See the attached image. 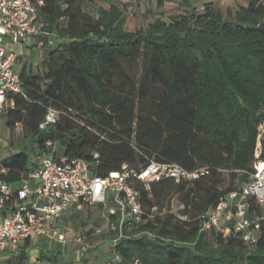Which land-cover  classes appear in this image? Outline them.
I'll return each instance as SVG.
<instances>
[{
	"label": "trees",
	"instance_id": "trees-1",
	"mask_svg": "<svg viewBox=\"0 0 264 264\" xmlns=\"http://www.w3.org/2000/svg\"><path fill=\"white\" fill-rule=\"evenodd\" d=\"M185 2V13L129 30L117 0H45L40 17L61 40L47 49L41 73L20 69L23 91L11 94L15 104L4 111L11 129L21 122L23 139L0 161V176L16 183L46 155L84 158L101 176L150 158L189 169L207 165L195 180L166 177L149 187L135 181L145 219L129 215L127 235L115 244L109 229L103 253L114 264H264V229L247 243L240 233L203 231L200 217L252 178L264 120V0H248L228 15L210 3L199 11ZM50 107L57 121L41 128ZM174 197L183 204L180 214L172 211ZM94 205H106L109 220H118L110 199ZM250 211L264 213L254 198ZM16 258L8 262L28 260L27 250ZM40 259L66 260L63 251L44 247Z\"/></svg>",
	"mask_w": 264,
	"mask_h": 264
},
{
	"label": "built area",
	"instance_id": "built-area-1",
	"mask_svg": "<svg viewBox=\"0 0 264 264\" xmlns=\"http://www.w3.org/2000/svg\"><path fill=\"white\" fill-rule=\"evenodd\" d=\"M44 1L0 0V111L15 104L11 94L23 91L17 66L20 53L15 45H29L31 40L37 39L43 46L42 37L50 34L45 21L40 17ZM58 40H61L60 37L49 39V45L55 46ZM57 118L58 110L50 107L39 125L46 128L55 123ZM17 125H21V122H17ZM258 129L252 178L239 188L229 191L217 205L201 214L203 231L216 229L225 234L240 233L247 243L259 239L264 229V213L252 214L250 203L254 198L264 211V158L261 156L264 120ZM209 170L207 165L189 169L177 162L150 158L144 165L136 167L124 163L121 170L101 176L94 173L84 158L61 162L52 155L42 156L38 165L27 171L26 176L16 183L0 176V264H46L40 259L33 262H8L9 258L3 253L17 250L27 240L37 238L47 242H69L63 230L65 214L74 206L100 202L107 204L109 199L112 202L110 212L118 213L117 221L109 220V229L115 232L112 238L115 244L127 235L125 229L129 215L133 217L132 222L145 219L143 202L135 181L140 180L149 187L152 182L166 177L177 182L195 180ZM1 171H7L6 167H2ZM72 241L80 246L77 248L78 255L85 254L89 249L87 232L73 237ZM63 264L76 263L66 259ZM132 264L143 262L135 259Z\"/></svg>",
	"mask_w": 264,
	"mask_h": 264
},
{
	"label": "rangeland",
	"instance_id": "rangeland-1",
	"mask_svg": "<svg viewBox=\"0 0 264 264\" xmlns=\"http://www.w3.org/2000/svg\"><path fill=\"white\" fill-rule=\"evenodd\" d=\"M118 3L125 8V14L127 17L126 28L134 30L141 26H147L156 17L160 16L162 19L170 20L171 16L185 13L189 7L185 0H168L163 7L157 6V0H117ZM199 11H203L207 4H212L215 8L221 9L225 15H228V11H236L239 6L246 5L248 0H190ZM86 8L93 14H96L97 6L93 2H88ZM67 19H62L61 24L66 25ZM57 34L54 31H50V34L44 35L42 40L44 45L42 46L39 41L31 40L30 44H16L15 49L21 54L18 60L19 69L26 66L32 73H41L43 66L41 61L46 56L47 49L54 47L49 45L48 40L51 38L57 39ZM23 139L22 124L15 126L11 129L7 124V116L5 111H0V161L6 157L18 152L19 142ZM30 150L33 149V145H30ZM35 160L39 162V158ZM230 182L229 176H225L222 186L228 185ZM183 207L182 202L174 197L172 200V211L180 214V209ZM64 227L63 230L69 237L67 243H57L61 249L67 252V257L71 259L75 257L74 253L70 251L73 247H80L75 245L72 241L73 237L90 231L89 235V249L85 255L87 261L90 259L97 250L102 247L108 249L110 242L109 232V214L107 213V206L99 207L98 205H86L81 207H72L63 218ZM98 222V223H97ZM100 229V231H97ZM54 242L47 243V247H53ZM42 246V244H41ZM30 255L33 257L36 253V247L29 249ZM65 256V257H66ZM84 256V257H85ZM10 258H14L11 256Z\"/></svg>",
	"mask_w": 264,
	"mask_h": 264
},
{
	"label": "crops",
	"instance_id": "crops-1",
	"mask_svg": "<svg viewBox=\"0 0 264 264\" xmlns=\"http://www.w3.org/2000/svg\"><path fill=\"white\" fill-rule=\"evenodd\" d=\"M52 242H54L55 245L53 247H51V246L47 247V243L48 242L47 241H44L42 238L27 240L23 244V246L20 247V248H18L17 250L16 249H11V251H6L3 254L7 258H10L11 256H13L14 258H11V259H17L16 258L17 255H19L20 251L23 248H25L27 250V252H28V255H29V259L27 261L33 262V261H35L37 259H40V249L42 247H44L47 250H50V249H58V250H61V251H63V255H65V256L67 255V252L64 249H61L59 246L56 245L57 243H60V242L51 241L50 243H52ZM41 244H42V246H41ZM60 244H62V243H60ZM31 247H36V253L34 254L33 257L30 255V252H29V249ZM77 248L78 247H73V249L70 251L71 253H74L75 254V257L73 258V261L76 264H83V263H85V264H97V261H99L98 264H107L108 262H111L110 260H108L107 252L103 253V251H106L107 250V248H105V247H101L99 250H97L92 256H90V259L88 261L82 260V258L84 257L85 254L78 255ZM65 259H71V257L70 256H68V257L66 256ZM45 263L46 264H49V263H47V261Z\"/></svg>",
	"mask_w": 264,
	"mask_h": 264
}]
</instances>
